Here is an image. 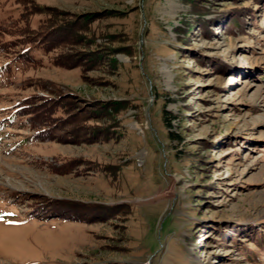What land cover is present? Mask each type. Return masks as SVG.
<instances>
[{
    "label": "rangeland",
    "instance_id": "rangeland-1",
    "mask_svg": "<svg viewBox=\"0 0 264 264\" xmlns=\"http://www.w3.org/2000/svg\"><path fill=\"white\" fill-rule=\"evenodd\" d=\"M263 240L264 0H0V264Z\"/></svg>",
    "mask_w": 264,
    "mask_h": 264
},
{
    "label": "trees",
    "instance_id": "trees-1",
    "mask_svg": "<svg viewBox=\"0 0 264 264\" xmlns=\"http://www.w3.org/2000/svg\"><path fill=\"white\" fill-rule=\"evenodd\" d=\"M262 240V239H261ZM258 245H260L259 247L261 248V245L264 246V240L259 242ZM261 253L263 254L264 253V249L261 250Z\"/></svg>",
    "mask_w": 264,
    "mask_h": 264
}]
</instances>
